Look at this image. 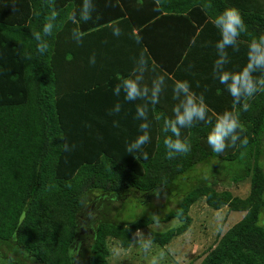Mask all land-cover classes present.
<instances>
[{
    "label": "trees",
    "instance_id": "obj_1",
    "mask_svg": "<svg viewBox=\"0 0 264 264\" xmlns=\"http://www.w3.org/2000/svg\"><path fill=\"white\" fill-rule=\"evenodd\" d=\"M182 14L211 27L264 28V0H0V264H108L107 238L128 249L138 230L176 218L179 225L151 231L164 246L189 228L190 207L202 198L244 215L198 264H264V40L255 39L254 61L235 62L249 78L234 130L191 125L184 136L158 111L148 133L135 105L132 113L110 107L109 86L125 77L119 62L135 52L130 39L144 40L143 52L161 64L143 33ZM114 28L124 38H112ZM210 133L218 139H205ZM214 159L237 164L234 176L231 165L224 171L228 182L250 179L246 197L215 189V177L197 170ZM161 193L167 212L99 220L80 250L87 201L99 210L114 198Z\"/></svg>",
    "mask_w": 264,
    "mask_h": 264
},
{
    "label": "crops",
    "instance_id": "obj_2",
    "mask_svg": "<svg viewBox=\"0 0 264 264\" xmlns=\"http://www.w3.org/2000/svg\"><path fill=\"white\" fill-rule=\"evenodd\" d=\"M186 15L161 17L153 21L150 35L143 33L145 40L150 39L149 44L161 64L143 52L144 40L128 36L135 52L126 51L119 62L126 72L124 78L109 86L108 94L113 102L110 107L124 105L125 113H132L135 105L150 126L148 133L153 132L158 111L164 112L173 124H179L184 136L191 125L208 127L224 123L234 130L235 101L246 97L244 85L249 78L241 69H234L238 65L235 62L255 60L258 54L253 49L255 39L264 40V28L237 21L224 25L213 22L216 27H211L205 22H190ZM122 31L114 28L111 37L124 36ZM132 33L138 34V29ZM87 38L89 43L95 42L94 35ZM92 49L87 50L90 55ZM129 67L133 70L127 71ZM225 115L230 118L224 120ZM210 134L205 139H218Z\"/></svg>",
    "mask_w": 264,
    "mask_h": 264
},
{
    "label": "rangeland",
    "instance_id": "obj_3",
    "mask_svg": "<svg viewBox=\"0 0 264 264\" xmlns=\"http://www.w3.org/2000/svg\"><path fill=\"white\" fill-rule=\"evenodd\" d=\"M262 157L264 161V153ZM214 160L217 162L210 160L202 163L197 170H202L200 172H203L207 178L215 177L214 180L217 181L214 183L215 189H227L234 196L246 197L250 191V179L246 177L237 182H228L229 178L225 177L227 175L224 171L231 165L232 172L229 174L234 176L236 172H233V169L237 164ZM224 177L226 179H223ZM165 203H167L165 193L151 194L144 198L133 196L125 200L114 198L105 207L101 205L102 209L99 208V212L97 208V210L93 208L100 205L94 201H87L80 216L83 230L80 250H85L90 244V233L99 220L127 222L138 216H159L168 211L169 206ZM169 205L173 207L174 201L171 200ZM189 214L192 218L189 228L164 246L152 241L151 231L161 232L179 225L180 221L176 218L138 230L128 249L121 248L116 239L107 238L105 242L109 250L106 258L108 264H198L215 246L217 240L243 217L244 212L231 211L228 206L215 210L207 206L202 198L192 204Z\"/></svg>",
    "mask_w": 264,
    "mask_h": 264
}]
</instances>
